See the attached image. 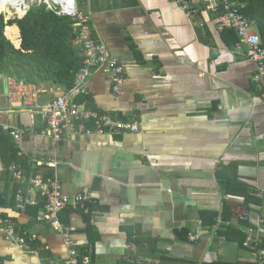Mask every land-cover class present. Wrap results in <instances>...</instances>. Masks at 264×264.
Masks as SVG:
<instances>
[{
	"label": "crops",
	"instance_id": "crops-1",
	"mask_svg": "<svg viewBox=\"0 0 264 264\" xmlns=\"http://www.w3.org/2000/svg\"><path fill=\"white\" fill-rule=\"evenodd\" d=\"M210 1L189 0L198 10L190 17L175 0H78L94 35L126 75L117 93L109 74L95 68L79 102L137 122L139 131L56 141L45 133L40 114L9 94L23 84L45 90L39 93L45 103L68 89L5 76L6 94L0 80L4 122L23 131L21 146L10 133L1 136L13 139L22 162L15 163L27 178L58 176L68 195L86 187L92 192L95 202L61 214L91 264H160L162 256L161 264H260L262 248L249 247L264 241H245L250 228L264 231V96L247 46L229 44L225 29L237 30L223 26L224 11L210 10ZM75 43L82 48L78 37ZM7 172L0 174V216L11 217L18 234L28 238L24 248L0 231V264L63 262L69 254L64 236L41 218V205L16 207V192L28 182ZM243 186L259 202L246 201L238 193ZM240 211L248 218L240 219ZM214 218L215 224L204 225ZM232 225L246 233L244 247L222 233ZM194 235L199 238L192 240Z\"/></svg>",
	"mask_w": 264,
	"mask_h": 264
},
{
	"label": "built area",
	"instance_id": "built-area-1",
	"mask_svg": "<svg viewBox=\"0 0 264 264\" xmlns=\"http://www.w3.org/2000/svg\"><path fill=\"white\" fill-rule=\"evenodd\" d=\"M175 1L190 17L198 12L189 0ZM6 5L15 11L18 17L25 16L33 6H45L49 11L71 18L78 32L77 37L82 45L84 64L77 73L76 82L72 88L45 103L39 102V93L45 90L29 91L23 84H15L10 90L9 97L12 101H23L26 106L40 114L43 122L47 125L45 133L48 136L60 141L81 134H106L124 130L139 131V123L100 113L78 100L85 91L87 78L92 75L93 70L97 67L103 68L109 74L117 93L122 92V86L126 82L124 65L102 41L96 38L91 27L90 17L79 7L78 0H10ZM208 8L212 11L223 10L225 15L223 26L237 30L240 40L238 46H247V55L258 66L254 81L262 89L264 96V46L260 34L252 28L251 20L243 13L244 4L234 0H211ZM6 108L0 106V136L2 131L8 132L13 136L16 144L21 146L23 131L4 122ZM18 155L24 156L22 149L18 150ZM36 164L57 166V162L53 160L46 162L37 160ZM8 169L13 171L14 176L21 182H28L25 189L19 188L16 192V207L24 210L29 206L43 203L41 218L49 220L53 228L61 232L69 247L66 260L60 263L44 264H91L89 257L81 255L76 248L72 229L66 227L61 220L64 209L68 207L85 208L88 203L95 202L90 189L86 187L71 196L62 191V183L58 176L42 178V176L36 175L28 179L17 164L8 166ZM5 171L6 165L0 157V174ZM237 216L245 220L248 218V212H237ZM0 231L7 238L17 239L19 245L25 248L27 233L19 235L11 217L0 216ZM198 238L199 235L191 237L192 240ZM259 239L264 241V231L250 228L245 245L250 246L251 243ZM259 260L260 264H264V248L259 251Z\"/></svg>",
	"mask_w": 264,
	"mask_h": 264
},
{
	"label": "trees",
	"instance_id": "trees-1",
	"mask_svg": "<svg viewBox=\"0 0 264 264\" xmlns=\"http://www.w3.org/2000/svg\"><path fill=\"white\" fill-rule=\"evenodd\" d=\"M234 1L244 4L243 13L260 33L264 46V0ZM225 31L229 37V44H235L239 40L235 30ZM77 36L78 32L71 18L49 11L45 6H33L24 17H18L12 9L5 13L1 11L0 74L14 79L17 83L50 84L70 89L74 86L76 75L84 63L82 48L75 43ZM81 100L80 97L79 101ZM0 157L6 165L5 172L9 170V165L21 162L14 141L9 135L0 136ZM238 193L245 195L248 202H259L248 186L238 187ZM224 218L230 219L231 214ZM216 220L204 219V225L210 227ZM222 233L229 241L244 247L247 235L241 227L227 226ZM151 244L155 249L157 243L151 241ZM262 246L264 244L255 243L257 250L251 246L249 248L256 252L263 248ZM163 257L165 256H162V260ZM162 260L161 262L159 260L160 264ZM123 263L125 261H121L120 264ZM208 264L236 263L215 261Z\"/></svg>",
	"mask_w": 264,
	"mask_h": 264
},
{
	"label": "water",
	"instance_id": "water-1",
	"mask_svg": "<svg viewBox=\"0 0 264 264\" xmlns=\"http://www.w3.org/2000/svg\"><path fill=\"white\" fill-rule=\"evenodd\" d=\"M1 79H3L5 82V92L6 94H8L9 93L8 79L3 74H0V80Z\"/></svg>",
	"mask_w": 264,
	"mask_h": 264
},
{
	"label": "rangeland",
	"instance_id": "rangeland-1",
	"mask_svg": "<svg viewBox=\"0 0 264 264\" xmlns=\"http://www.w3.org/2000/svg\"><path fill=\"white\" fill-rule=\"evenodd\" d=\"M0 7H2V9H0V12L3 11V10H6L7 11L8 9H10L9 7H7L5 5L2 6V4H1Z\"/></svg>",
	"mask_w": 264,
	"mask_h": 264
},
{
	"label": "bare ground",
	"instance_id": "bare-ground-1",
	"mask_svg": "<svg viewBox=\"0 0 264 264\" xmlns=\"http://www.w3.org/2000/svg\"><path fill=\"white\" fill-rule=\"evenodd\" d=\"M8 1H10V0H0V3L3 4V5H5V6H7L6 4H7Z\"/></svg>",
	"mask_w": 264,
	"mask_h": 264
}]
</instances>
